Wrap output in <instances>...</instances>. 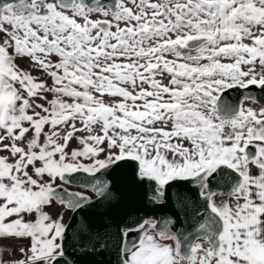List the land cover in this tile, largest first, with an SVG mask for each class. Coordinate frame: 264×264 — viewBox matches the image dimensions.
<instances>
[{"label":"snow or ice","instance_id":"obj_1","mask_svg":"<svg viewBox=\"0 0 264 264\" xmlns=\"http://www.w3.org/2000/svg\"><path fill=\"white\" fill-rule=\"evenodd\" d=\"M262 96L264 0H0V264H264Z\"/></svg>","mask_w":264,"mask_h":264},{"label":"water","instance_id":"obj_2","mask_svg":"<svg viewBox=\"0 0 264 264\" xmlns=\"http://www.w3.org/2000/svg\"><path fill=\"white\" fill-rule=\"evenodd\" d=\"M231 101L236 102L241 98V90H231L225 94ZM252 95H257L252 93ZM264 99V96L260 97ZM259 105V104H258ZM260 106V105H259ZM85 183L91 178L84 177L81 174ZM75 189H81L86 194H91L90 189L85 187L73 186ZM113 188L120 198V203L115 211L111 213L113 218V226H122L128 218L129 214H136L141 217L151 215L154 218L163 220V218L173 214L175 208L168 200L163 204L149 206L147 204L146 190L141 187L130 188L125 180L117 175L113 177ZM83 216L92 224L94 228H102L103 209L91 210L83 212ZM77 264H116L115 251H105L102 253L90 254L87 256H76Z\"/></svg>","mask_w":264,"mask_h":264},{"label":"built area","instance_id":"obj_3","mask_svg":"<svg viewBox=\"0 0 264 264\" xmlns=\"http://www.w3.org/2000/svg\"><path fill=\"white\" fill-rule=\"evenodd\" d=\"M26 244H27V241H22L21 242V241H16V240H7V241L0 240V245H6L9 249H12V248H16L17 249V252H16L15 256H10V255H8L6 253L5 256H4V259L6 261L13 260V259H18L19 258L18 248L22 247V246H25Z\"/></svg>","mask_w":264,"mask_h":264},{"label":"crops","instance_id":"obj_4","mask_svg":"<svg viewBox=\"0 0 264 264\" xmlns=\"http://www.w3.org/2000/svg\"><path fill=\"white\" fill-rule=\"evenodd\" d=\"M20 63H21V67L25 68L26 70H31V69H30V65L28 64L27 61H21ZM32 74H33L34 76H37V77L40 76V73L37 72V71H32ZM75 146H76L75 144L72 145V147H75ZM56 210H57V209H56L55 207H53V208H51V209H47V211H49V212L52 213L53 215H55ZM68 219H69V216L66 215V216H65V222H67Z\"/></svg>","mask_w":264,"mask_h":264},{"label":"rangeland","instance_id":"obj_5","mask_svg":"<svg viewBox=\"0 0 264 264\" xmlns=\"http://www.w3.org/2000/svg\"><path fill=\"white\" fill-rule=\"evenodd\" d=\"M245 105H246V106H254V107H258L257 105H250V102H245ZM70 190H73V191H81V192L83 191V190H81V189L78 190V189H75V188H72V189H70Z\"/></svg>","mask_w":264,"mask_h":264},{"label":"flooded vegetation","instance_id":"obj_6","mask_svg":"<svg viewBox=\"0 0 264 264\" xmlns=\"http://www.w3.org/2000/svg\"><path fill=\"white\" fill-rule=\"evenodd\" d=\"M245 102H248V101H245ZM257 106L259 107V105L257 104ZM78 190H80V189H78ZM82 192H85L84 190L82 191ZM86 193V192H85Z\"/></svg>","mask_w":264,"mask_h":264}]
</instances>
